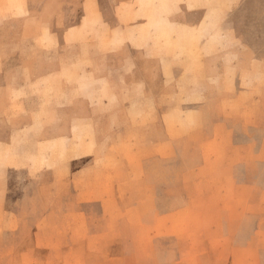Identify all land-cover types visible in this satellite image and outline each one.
Listing matches in <instances>:
<instances>
[{"label": "crops", "instance_id": "0c3cea01", "mask_svg": "<svg viewBox=\"0 0 264 264\" xmlns=\"http://www.w3.org/2000/svg\"><path fill=\"white\" fill-rule=\"evenodd\" d=\"M138 1H107L116 25L110 22L100 0L64 2L63 20L79 12L81 18L80 23L61 34L50 32L57 42L50 49L62 51V62H45L40 69L35 61L24 66L16 64L8 80L4 78L0 87L3 97L11 89L13 94L24 93L17 103L22 105V112L13 110L14 105L0 112L21 123L4 130V116L0 115V148L10 149L12 155L5 161L16 159V133L25 131H37L36 142L43 146L62 143L68 159L55 173L45 167L43 173H27L23 179L15 175L12 167L0 164V229H6L0 234V252H7L10 264L45 262L52 255L62 264H78L76 258L66 257L72 252L81 253L84 242L90 245V264H104L105 260L107 264L147 263L151 261L148 251L153 245L155 252H161L162 264H185L190 258L182 256L184 250H189L184 246L193 244L195 238L202 239L204 245L211 243L222 223L228 230L224 240L231 251L221 255L226 257V264L241 262L236 254L234 258L232 255L233 247L238 249L243 241L237 230L246 227L243 218L262 215L264 203L256 199L255 185L243 182L234 171L242 165L243 155L229 149L247 148L237 138L236 129H259L264 125V111L251 103L250 92L242 89L239 64L231 60L238 56L240 35L227 31L230 46H225L229 43L223 38L218 50L205 57V67L200 72L192 61L178 64L173 58H164L162 48L153 41L137 45L125 41L118 46L113 43L102 50L93 43L83 46L78 42L83 19L92 20V16L107 25L110 32L125 30L119 19L123 6L133 10ZM225 1L231 6L240 3ZM189 3L191 0L177 2L180 12L170 18L191 28V17L201 22L208 12L191 11ZM30 11L28 8L25 16L14 19H28ZM146 22L140 26L145 27ZM68 41L73 45H67ZM69 46L78 54H91L92 60L86 61L85 68L68 65L65 54ZM9 68L1 60L0 76H5ZM83 69L87 78L101 82L104 89L92 85L84 88L80 84ZM72 70L76 82L68 78ZM18 73H24V78L15 84ZM183 91L194 103L202 96V101L208 102L212 93L219 92L223 96L218 100L226 108L214 114V124L208 121V109L193 107L185 111L192 121L184 126L160 125L158 121L174 115L169 111ZM45 95H57L55 101L61 104L43 109L40 98ZM132 117L140 119L132 122ZM148 117L152 122L147 123ZM250 140L256 142L255 137ZM25 141L29 143L23 147L32 148L30 141ZM173 160L180 163L183 171L161 173V169H171ZM65 167L72 169V177L63 176ZM3 214L7 217L1 221ZM179 214L187 220H168ZM260 228H264V220L247 235L251 250L258 243ZM194 230L196 237L191 236ZM47 241H56L58 251L39 248ZM104 249L106 258L101 254Z\"/></svg>", "mask_w": 264, "mask_h": 264}, {"label": "rangeland", "instance_id": "374dc122", "mask_svg": "<svg viewBox=\"0 0 264 264\" xmlns=\"http://www.w3.org/2000/svg\"><path fill=\"white\" fill-rule=\"evenodd\" d=\"M74 1L78 2V0H0V61L2 60L10 67L5 76H0V87L5 83L4 78L10 76L8 74L12 72L11 68L13 65L21 64L24 66L26 63L28 64L35 61L36 68L40 69L42 65L44 66L45 62H58L59 60L62 62V51L60 49H56L55 51L50 49L54 43H57L52 39L53 36L51 33L56 32L61 34L67 27L76 26L80 23L81 12H79L78 15L77 13H73V16L70 15L71 17L66 20H63L61 15L62 4H64V2L70 3ZM107 1L108 0H100L103 4V9L108 10L110 22L116 25L117 21L113 16L111 6L106 5ZM182 1L187 0H153L147 2L139 0L133 10L123 6L119 19L125 30L118 28L114 32H110L107 25L98 22L95 16H92V20L83 19L82 26L78 33V42L83 46L93 43L98 46V50H102L113 43L118 46L125 41H130L134 45L138 43L148 44L153 41L152 43L162 48L164 58H173L178 64L184 61H192L198 68V72H200L205 67V57L212 56V54L218 50L222 39L224 38V40H227L226 42L229 43L228 37H226L225 34L228 32H230L231 35L236 33L240 35L237 42L239 48L236 50L238 56H234L231 60L235 59L239 64L242 89L246 92H250L252 96L251 103L260 111H264V0H240V3L233 6L225 0H208L206 3H201V0H191V3L188 4L189 10L195 11L205 9L208 12L201 22L199 20L195 21L193 20L194 17H191L192 21L190 22L193 23L190 24L192 25L191 28L176 24L174 18H170L173 14L180 12L177 2ZM152 3L155 4L151 5ZM88 7L87 5L85 8H87V11H90ZM152 7L154 9H152ZM28 8L31 10L30 18L21 20L14 19L25 16ZM228 13L229 15H227ZM145 20L147 21V25L145 27L140 26ZM152 34H155V36H152ZM67 45H73V41H68ZM225 46H230V43ZM41 47H44V49ZM67 49L68 51L65 54V58L68 65L78 64L79 67L85 68L86 61L92 60L89 52L78 54L70 46ZM43 50L44 52L40 53V51ZM63 52L65 53L66 51L63 50ZM213 56L220 58L221 55ZM226 61L229 62L230 59H226ZM74 72L75 71L72 70V72L68 73V78L71 82H76ZM23 76L21 73H18L15 78V84H18L19 79L24 78ZM82 76L83 78L80 84H82L84 88L92 85L99 89L100 87L104 89L101 82H94V80L87 78L84 69L82 70ZM185 83L188 84L189 82L187 81ZM185 83L184 86H186ZM23 96L24 93L13 94L11 89L9 94L7 93L6 97H3L2 91H0V112L6 107L8 108L7 110H10L12 105H14L13 110L17 113L22 112L20 111L22 105L18 106L17 103ZM180 96L181 98L178 103L169 111L174 115L165 118V120L163 119L162 122L158 121L160 125L162 124L165 126L168 124L173 125V127L180 125L184 126L185 122L192 121V117H188L185 111L193 107H202L204 110L208 109L210 112L208 121L214 124L216 122L214 114H216L218 110L226 108L222 102L218 100L223 96V94L219 92L212 93V97L208 102L202 101L204 97L202 96L199 98L200 101L194 103L191 97L187 95L186 91H183ZM56 97L57 95H45L40 98L42 99L40 106L43 109H50L51 107L60 105V101H55ZM60 98L62 97L60 96ZM5 113L9 114V111ZM0 115L4 116V130H7L9 127L21 125V123L18 122L19 120L12 119L9 115H3L2 113H0ZM2 116H0V118ZM138 119L140 118H131L132 122ZM150 122H152V118L148 117L147 123ZM37 133V131L16 133L15 140H17V147L13 150V157L16 159L10 161V163H7L4 159L11 158L10 149L0 148V164L4 168L7 166L12 167V171L15 172V175L20 179H23L27 173L39 175L41 172L43 173L45 167L51 168L48 172L55 173L56 170L60 169L59 167H62V163L68 160L67 157H65L67 152L65 147H62V143L60 144L61 146H58L56 143L43 146L36 142ZM236 135L237 138L243 140V145L247 148L233 147L229 149L243 155L242 165L236 167L234 171L240 180L243 182H251L255 185L256 199L259 203H264V199L262 198L264 195V125L259 129L238 127L236 129ZM251 137H255L256 142L251 143ZM77 139L82 140V137L78 136ZM25 140L30 141L29 146L31 145L32 148L23 147L24 143H29ZM234 144L233 142L232 145ZM38 158H40V162L37 161ZM161 167L164 168V166ZM225 169L227 171V167L223 170ZM63 170L64 172H62V174L64 177L69 178L70 175L72 177V174H70L72 169L65 167ZM160 171L161 173L169 171L182 172L183 168L178 161L173 160L171 169H161ZM214 174H216V172H214ZM260 214L262 215L259 217L243 218L246 227L237 230L238 234L240 232L242 233L243 241L242 244H239L241 247H238V249L233 247L234 250L232 251V255L233 258L234 254L238 256L237 258L241 260L239 264H264V228L258 230L259 240L253 250L250 248V239L247 238L248 233H250L256 225H260L262 220H264V213ZM6 217L7 214H3L1 221ZM85 218L84 215L83 219ZM168 220L182 223L187 219L183 214H179L177 218L173 216ZM3 231H6V229H0V234ZM83 231L84 236H86V230L84 229ZM227 231L224 223H222L217 230V237L211 239V243L204 245L202 239L195 238L193 244L184 246L188 247L189 250H184L183 253L182 250H180V254L182 253L183 257L184 255H188L190 258L185 264H226V257L221 254L231 251L224 240ZM191 236H197L196 230L191 232ZM43 241L41 240V242ZM45 245L46 246L42 243L39 248L47 251L50 249L58 251L60 248V245L56 241H47ZM87 245L90 246L84 242L81 253L72 252L71 254H67L66 259L76 258L78 264H90L88 261L90 249ZM153 249H155L154 245L151 246V249L149 248L148 251H151V254H148V258H151L150 262L137 261L135 264H162L163 261L158 254L161 252H155ZM104 250L105 252H101V254L106 258V249ZM11 251L13 250L11 249ZM5 253L7 252H0V264H10V260L7 259L8 255ZM239 254L241 258H239ZM39 256H42V254ZM54 257L55 256L52 255V259L45 262L33 260L30 264H62V261L59 259L54 261ZM104 264H107L106 260Z\"/></svg>", "mask_w": 264, "mask_h": 264}]
</instances>
